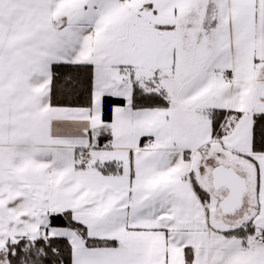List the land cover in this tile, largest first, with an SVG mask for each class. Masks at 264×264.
I'll use <instances>...</instances> for the list:
<instances>
[{"label":"snow or ice","instance_id":"snow-or-ice-1","mask_svg":"<svg viewBox=\"0 0 264 264\" xmlns=\"http://www.w3.org/2000/svg\"><path fill=\"white\" fill-rule=\"evenodd\" d=\"M0 264H264V0H0Z\"/></svg>","mask_w":264,"mask_h":264}]
</instances>
